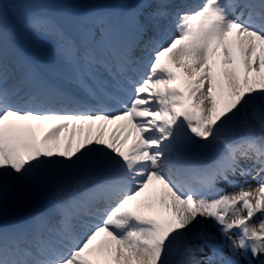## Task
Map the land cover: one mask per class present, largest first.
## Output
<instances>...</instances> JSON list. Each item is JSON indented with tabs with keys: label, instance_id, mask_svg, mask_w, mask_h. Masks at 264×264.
<instances>
[{
	"label": "snow or ice",
	"instance_id": "1",
	"mask_svg": "<svg viewBox=\"0 0 264 264\" xmlns=\"http://www.w3.org/2000/svg\"><path fill=\"white\" fill-rule=\"evenodd\" d=\"M78 15L37 59L0 0V264H264V0Z\"/></svg>",
	"mask_w": 264,
	"mask_h": 264
},
{
	"label": "bare ground",
	"instance_id": "2",
	"mask_svg": "<svg viewBox=\"0 0 264 264\" xmlns=\"http://www.w3.org/2000/svg\"><path fill=\"white\" fill-rule=\"evenodd\" d=\"M15 1L26 2L28 4V6L25 10H22L21 7H19V10H16V9L12 10L8 6V4L6 3L4 5V8H5V11L7 13L8 19L10 20V23L16 27L18 36L21 39L23 46L29 51V54L31 56H33L34 58H37V59H47L50 56L52 48H53L52 41L48 38H45V37L24 31L20 27L19 23L17 22L21 16L30 12V6L29 5L31 3V0H15ZM33 1H35V0H33ZM35 3H36V1H35ZM25 6H26V4L24 3V7ZM72 21H74V18H72ZM44 127H48V125L46 124L45 126L38 129L37 131H41V129H43ZM82 175H83L82 173H78V174L70 175L69 177H67L63 182L65 188L66 189L75 188L76 184L78 183V181ZM249 182L253 183V181H249ZM233 191H234V189H233ZM9 203L12 204L11 198L9 199ZM22 203H26V205L21 206ZM28 210H29V208H28V202H27L26 198H21L19 205L15 209L10 208V211L26 212ZM255 222L256 221H253V223H255ZM210 232L212 233V231H210Z\"/></svg>",
	"mask_w": 264,
	"mask_h": 264
},
{
	"label": "rangeland",
	"instance_id": "3",
	"mask_svg": "<svg viewBox=\"0 0 264 264\" xmlns=\"http://www.w3.org/2000/svg\"><path fill=\"white\" fill-rule=\"evenodd\" d=\"M36 1V3L33 1V0H31V3H30V11H39L40 10V8H41V3H43V1L44 0H35ZM71 1H74V0H45V5H46V7L48 8L49 6H51V5H53L55 8L57 7V8H63V7H65L66 6V4L67 3H69V2H71ZM103 2V1H106V0H75V2H77V4L78 5H82L83 7L85 6V7H87L90 3H93V2ZM47 2L50 4L49 6L47 5ZM27 6L28 5H26L25 7H23V8H27ZM21 7V6H20ZM22 8V9H23ZM49 11H50V9H49ZM48 12H46V14H47ZM9 204H11V203H9ZM26 205V203H22L21 204V206H25ZM213 222V221H212ZM205 226H206V228L209 230V231H212V236L214 237L215 236V234H217V233H215L214 231H215V228L213 227V226H215L214 225V223H211V221L210 220H207L206 222H205ZM218 238L219 237H214V242H218V243H222V239L221 240H218ZM225 242V241H224ZM229 248V247H228ZM230 249V248H229ZM206 251H207V249H206ZM176 258H178V257H176ZM254 262V261H253Z\"/></svg>",
	"mask_w": 264,
	"mask_h": 264
}]
</instances>
